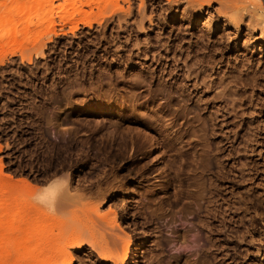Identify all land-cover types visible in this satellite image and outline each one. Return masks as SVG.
Segmentation results:
<instances>
[{"label": "rangeland", "instance_id": "obj_1", "mask_svg": "<svg viewBox=\"0 0 264 264\" xmlns=\"http://www.w3.org/2000/svg\"><path fill=\"white\" fill-rule=\"evenodd\" d=\"M0 203L26 216L4 264L41 224L71 264H264L262 18L247 0H0Z\"/></svg>", "mask_w": 264, "mask_h": 264}, {"label": "bare ground", "instance_id": "obj_2", "mask_svg": "<svg viewBox=\"0 0 264 264\" xmlns=\"http://www.w3.org/2000/svg\"><path fill=\"white\" fill-rule=\"evenodd\" d=\"M247 2L250 4V6L252 7V9L262 18V22L264 23V15L262 16V14L260 13L261 11H263V9H262V7H261V4H260V2H259V0H247ZM187 69L189 70V68H188V66H187ZM189 75H191V72L189 73ZM184 100H186V99H184ZM105 104V103H104ZM111 104V103H110ZM103 106V105H102ZM242 123V122H241ZM241 135V134H240ZM240 137V136H239ZM241 138V137H240ZM152 140V139H151ZM156 146V145H155ZM78 163V162H77ZM71 165V164H70ZM99 167V166H98ZM98 169H100V168H98ZM82 171V170H81ZM91 171H92V168H91ZM77 172V171H76ZM67 176V175H66ZM78 176V175H77ZM70 177H72V176H70ZM80 178V177H79ZM78 180V179H77ZM102 181V183H103V178L101 179ZM239 180H242L243 181V173L241 172L240 173V177H239ZM66 182H67V180H65ZM75 181V180H74ZM80 181H81V179H80ZM91 181V180H90ZM98 181V180H97ZM97 181H95V182H97ZM111 182V181H110ZM109 182V183H110ZM89 183V182H88ZM91 184H92V182H90ZM98 183V182H97ZM108 183V184H109ZM99 184V183H98ZM100 185H101V183H100ZM103 185V184H102ZM66 186V185H65ZM64 186V187H65ZM69 186V185H68ZM80 186V185H79ZM114 186V185H113ZM112 186V187H113ZM70 187H71V185H70ZM90 187V186H89ZM98 187L99 186H97V188H95V190L97 189L98 190ZM101 187V186H100ZM56 188V186H53V187H47L46 189H45V191L43 192V193H41V196H40V201L43 203V206H44V203H47L48 201H50L51 200V198H52V196H53V193H54V189ZM80 188V187H79ZM93 188V189H94ZM102 188V187H101ZM105 188V187H104ZM103 188V189H104ZM111 188V187H110ZM64 189V188H63ZM62 189V190H63ZM66 190H67V188H65ZM75 188H73V190H74ZM106 189V188H105ZM61 190V191H62ZM71 190H72V187H71ZM70 190V191H71ZM91 190V189H90ZM96 190V191H97ZM100 190H102V189H100L99 188V192H100ZM110 190V189H109ZM69 191V190H68ZM87 191V190H86ZM106 191V190H105ZM104 191V192H105ZM65 192V191H64ZM102 192V191H101ZM104 192H102V194L104 193ZM60 193V192H59ZM91 193V192H90ZM97 194H98V191L96 192ZM95 193V194H96ZM107 193V192H106ZM105 193V194H106ZM96 194V195H97ZM117 194V193H116ZM91 195V194H90ZM99 195V194H98ZM202 195V194H201ZM93 196V195H92ZM101 196V195H100ZM109 196V195H108ZM121 196V195H120ZM61 197V196H60ZM64 197V196H63ZM99 197V196H98ZM97 197V198H98ZM107 197V196H106ZM105 197V198H106ZM96 198V197H95ZM96 198V199H97ZM100 198V197H99ZM104 198V197H103ZM104 198V199H105ZM119 198V197H118ZM242 198V197H241ZM240 199V198H239ZM109 200V199H108ZM242 200H243V198H242ZM117 201V200H116ZM245 201V200H244ZM38 204H39V202H38ZM117 204V203H116ZM41 205V204H40ZM48 205V204H47ZM244 205H245V203H244ZM50 206V205H49ZM125 206V205H124ZM0 207H3L4 208V210H3V212L2 213H0V223L1 224H4V226H2L1 228H0V238H3V239H6L7 241H11V240H14V238H16L17 236H13V234H14V232H15V230L17 229V230H19V228L20 227H22L21 226V224H24V221L26 220V216L23 214V213H21L20 211H15V210H13L10 206H6V205H4V204H1L0 203ZM98 207V206H97ZM95 208L94 209V207H93V211L95 212V214H96V216H97V218L99 219V220H101L103 223H106V224H110V223H114L115 222V220L113 219V220H109V216L112 214H116V213H114V212H112V211H110V210H108V212L106 213V214H102V215H100L99 214V210H98V208ZM43 208H45V207H43ZM92 208V207H91ZM28 209V208H27ZM40 210V209H39ZM90 212L92 211L90 208L88 209ZM121 210V209H120ZM127 210V209H126ZM208 210V209H207ZM214 210V209H213ZM233 210V209H232ZM237 210H238V208H237ZM45 211V210H44ZM83 211H85V209L83 210ZM82 211V212H83ZM92 211V212H93ZM87 211H85V213H86ZM94 212H93V214H94ZM124 212V211H123ZM129 212V211H128ZM89 212H87V214H88ZM90 214V213H89ZM92 214V213H91ZM113 215V216H114ZM241 215V214H240ZM79 216V215H78ZM82 216H83V214H82ZM90 216V215H89ZM150 216V215H149ZM88 217V216H87ZM112 217V216H111ZM76 219V218H75ZM128 219V218H127ZM214 219V218H213ZM80 220V219H79ZM81 220H83V219H81ZM239 220V219H238ZM73 221H76V220H74L73 219ZM243 221V220H242ZM81 222V221H80ZM83 222V221H82ZM240 222V221H239ZM26 223V222H25ZM76 223V222H75ZM79 223V222H78ZM83 225H86V224H84L83 223ZM113 225V224H112ZM80 226V225H79ZM109 226V225H108ZM208 226V225H207ZM16 227V228H15ZM81 227H82V223H81ZM88 227V226H87ZM92 227V226H91ZM83 228V227H82ZM94 228V227H93ZM49 230V229H48ZM74 230V229H73ZM86 230V229H85ZM88 231L90 230V228L89 229H87ZM38 233H39V236H40V241L42 240V243H40V241H39V243H38V246H37V249H35L34 251H32V252H26L25 250H26V248H25V250H23V251H25V252H19V250L21 251V249H19V247H20V245H17V243H15L14 244V250H15V255H16V257L19 259V262L17 263V264H71L72 263V257L71 256H66L64 253H62V252H49L48 253V249L46 248V246L44 245V239H43V237H44V227L42 226V224L40 225V226H38ZM94 231V230H93ZM78 232V231H77ZM76 232V233H77ZM33 233V232H32ZM92 233V232H91ZM94 233V232H93ZM75 233H73V235H74ZM80 233H78L76 236H74V237H72L71 239H70V245H72V246H76V247H78V249H82V244H84V240L82 239V237L81 238H79L78 237V235H79ZM94 234H92V236H93ZM91 239V238H90ZM94 239V238H93ZM93 239H92V241L90 240V242H89V244H90V246L89 247H91L92 249H94L95 250V248H97L96 247V245L97 244H100V241H93ZM98 239V238H97ZM20 240H23V239H20ZM99 240V239H98ZM103 241V240H102ZM36 243V242H35ZM105 243V242H104ZM22 244V243H21ZM87 245V244H86ZM104 245V244H103ZM99 246V245H98ZM48 247V246H47ZM101 247V246H100ZM103 247V246H102ZM106 247V246H105ZM22 248V247H21ZM99 248V247H98ZM3 249V248H2ZM5 249V248H4ZM6 249H7V247H6ZM100 249V248H99ZM102 249H105V248H102ZM93 250V251H94ZM97 250V249H96ZM3 251V250H2ZM4 251H6V250H4ZM9 251V250H8ZM100 251V250H99ZM1 252V251H0ZM102 252H103V250H102ZM3 253V252H2ZM1 253V254H2ZM90 253V252H89ZM94 253V252H93ZM98 253V252H97ZM100 253V252H99ZM104 253V252H103ZM90 254H92V253H90ZM89 254V255H90ZM105 255H107V254H105ZM27 257H31V258H34V260H32V261H28V260H26V258ZM262 257V256H261ZM105 259H108L109 257L108 256H106V257H104ZM178 258V257H177ZM176 258V259H177ZM110 259H111V256H110ZM260 261H264V258H260L259 259ZM263 263V262H262ZM0 264H4L3 262H0Z\"/></svg>", "mask_w": 264, "mask_h": 264}, {"label": "built area", "instance_id": "obj_3", "mask_svg": "<svg viewBox=\"0 0 264 264\" xmlns=\"http://www.w3.org/2000/svg\"><path fill=\"white\" fill-rule=\"evenodd\" d=\"M259 1H260V4H261L262 9L264 11V0H259Z\"/></svg>", "mask_w": 264, "mask_h": 264}]
</instances>
